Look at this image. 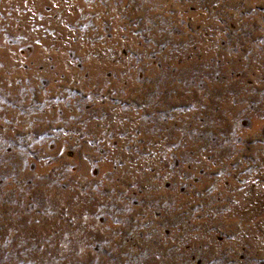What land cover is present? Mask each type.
Returning a JSON list of instances; mask_svg holds the SVG:
<instances>
[{
    "label": "rangeland",
    "instance_id": "374dc122",
    "mask_svg": "<svg viewBox=\"0 0 264 264\" xmlns=\"http://www.w3.org/2000/svg\"><path fill=\"white\" fill-rule=\"evenodd\" d=\"M0 264H264V0H0Z\"/></svg>",
    "mask_w": 264,
    "mask_h": 264
}]
</instances>
